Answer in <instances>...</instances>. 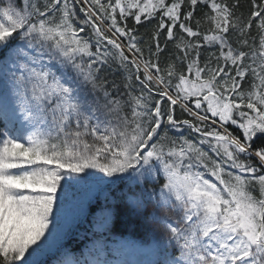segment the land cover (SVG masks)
Masks as SVG:
<instances>
[{"label":"snow or ice","instance_id":"6c2138e0","mask_svg":"<svg viewBox=\"0 0 264 264\" xmlns=\"http://www.w3.org/2000/svg\"><path fill=\"white\" fill-rule=\"evenodd\" d=\"M245 3L0 0V264H37L83 185L94 234L150 230L135 264H264V0Z\"/></svg>","mask_w":264,"mask_h":264},{"label":"rangeland","instance_id":"374dc122","mask_svg":"<svg viewBox=\"0 0 264 264\" xmlns=\"http://www.w3.org/2000/svg\"><path fill=\"white\" fill-rule=\"evenodd\" d=\"M0 118V124H2ZM99 175V174H98ZM102 190L90 185L74 186L68 191L65 203V217L61 225V231L52 245L44 250L41 254L35 257L37 264H44L49 261L52 264H57V258H62L61 254L68 250L65 243L69 240L68 237H75L79 225H82L88 218L84 213H88L89 205L97 193ZM95 192V193H93ZM104 197V196H102ZM110 206V202L109 205ZM105 207V202H102L101 209ZM99 210L96 215L100 214ZM83 221V222H82ZM128 235H118L105 233L103 237L94 238L88 243V251L91 256H98L101 260H109L112 264H135L136 261H147L153 258L150 247L152 244V235L147 227H129ZM113 238V240H108ZM97 241L100 243L97 244ZM99 248V251L96 249Z\"/></svg>","mask_w":264,"mask_h":264},{"label":"trees","instance_id":"16d2710c","mask_svg":"<svg viewBox=\"0 0 264 264\" xmlns=\"http://www.w3.org/2000/svg\"><path fill=\"white\" fill-rule=\"evenodd\" d=\"M229 2H231V0H229ZM242 4L244 5V7H242L241 11H247V6L245 3V0H241ZM133 24V22L130 20L129 21V26L131 27ZM155 22L151 23V24H146V25H138L137 28L139 29V33L140 34H145L146 32H150L152 30V28L154 27ZM126 191V189H124ZM113 193L115 194V196L118 199H123V197L121 196V192L117 191L116 189L112 190ZM104 196L103 191H101L100 193H97L96 196L94 197V199L91 201L90 205H89V209H88V213L89 212H94L95 214L101 210V204L104 201ZM110 202V201H109ZM92 219L93 216L91 214L88 215V218L86 219V221L82 224L78 226L77 229V233L75 235V237H72V240H68L65 243L66 248H68L76 257H80L81 253H83L85 256H88L90 253L87 249L88 247V243L90 241H92L94 238H100V234H94L93 233V229L91 227L92 224ZM140 223V221H138L135 217H129L127 219H125L123 222H119L117 221L115 226L113 227L112 231L113 234H118L120 236L122 235H128L127 233L129 232V227L131 228H136L138 227V224ZM108 240H113V238H110ZM72 241H75V243H73ZM57 260H60V257L57 258ZM44 264H52V262L47 261Z\"/></svg>","mask_w":264,"mask_h":264},{"label":"water","instance_id":"95a60500","mask_svg":"<svg viewBox=\"0 0 264 264\" xmlns=\"http://www.w3.org/2000/svg\"><path fill=\"white\" fill-rule=\"evenodd\" d=\"M93 193H95V192H93ZM87 216H88V215H87ZM87 216H86V217H87Z\"/></svg>","mask_w":264,"mask_h":264}]
</instances>
